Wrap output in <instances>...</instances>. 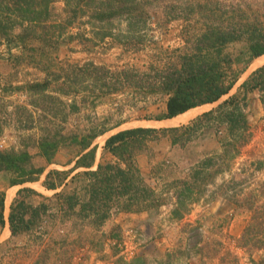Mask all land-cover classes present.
Masks as SVG:
<instances>
[{"label":"trees","instance_id":"obj_1","mask_svg":"<svg viewBox=\"0 0 264 264\" xmlns=\"http://www.w3.org/2000/svg\"><path fill=\"white\" fill-rule=\"evenodd\" d=\"M57 2L64 3V11L55 16L52 9ZM238 6L227 4V0H0V38L10 40L13 30L20 27L23 33L17 37L25 47L29 48V42H38L36 49L40 51L59 50L72 41L79 34H70V28L83 18L88 19L87 23L100 40L115 39L125 33L127 37L122 41L125 47L144 46L145 35L141 33L151 26L161 29L172 21L185 22L181 38L184 45L171 51L163 68L140 71L132 67L113 71L88 63L78 67L76 73L48 71V76L54 78L47 77L43 83L29 86L31 91L45 94L52 79L64 80V86L57 88L59 96L44 95L43 100L48 102L39 105L44 123L40 125L42 133L35 144L40 156L51 165L61 148L71 145L79 148L72 169L52 170L43 182V187L49 191L68 188L70 184L74 185L72 190H62L34 205L27 201V196L36 192L22 188L11 203L7 217L6 195L0 191V229L8 225L11 239L32 235L44 240L32 264H53L55 254L57 259L72 264L76 254L91 240L99 242L108 236H119L115 234L116 229L109 234L99 231L113 213L160 206V195L146 183L136 161L152 141L169 137L172 146L184 148L193 141L195 131L205 121L226 127L227 136L220 142L221 152L205 157L189 169L186 178L169 184L175 190L172 215L177 219L183 218L180 212L188 210L189 203H197L206 195L219 175L232 170L235 161L242 156V149L253 137L246 114L250 95L258 92L264 102V66L242 83L239 94L204 113L191 125L166 129L139 127L111 135L103 148L115 162L99 163L96 169H92L98 150L94 143L112 128L107 127L106 121L92 120L88 116L89 123L84 118L86 121L76 123L73 129L66 125L72 115L94 109L102 97L118 92L130 94L135 100L134 106L152 96H166V112L153 119L146 118L156 121L170 120L220 101L240 78L234 65L241 63L246 54L248 66L264 57L262 22L247 20ZM10 12L13 17H9ZM123 22L126 32L119 26ZM234 45H242L236 57L228 51ZM78 83L80 86H75ZM101 84V95L95 94L93 86ZM1 132L0 129V135ZM78 170L82 171L76 172ZM45 172L46 167H37L28 150L13 152L0 148V176L5 177L10 187L38 182ZM225 188L234 192L236 206L254 210L255 203L250 202L253 197L240 201L237 198L241 192L239 187L230 184L224 186L223 191ZM255 222L248 225L245 236L256 229L255 224L263 225V222ZM88 228L93 231L87 233ZM136 261L143 258L134 259L132 264Z\"/></svg>","mask_w":264,"mask_h":264},{"label":"rangeland","instance_id":"obj_2","mask_svg":"<svg viewBox=\"0 0 264 264\" xmlns=\"http://www.w3.org/2000/svg\"><path fill=\"white\" fill-rule=\"evenodd\" d=\"M230 3L239 5L247 20L260 21L264 26V0H227V4ZM63 11V2L53 5L55 16ZM13 16L10 12L9 17ZM87 22V18L77 21L70 28V34L79 35L59 50L51 52L36 49L38 42H29L27 49L17 37L23 33L20 27L13 30L10 40L0 38V148L13 152L28 150L37 167H46L40 181L22 186L10 187L5 177L0 176V191L5 193L6 200L10 192L14 195L11 203L22 188L34 190L36 194L27 196V201L39 205L55 193L69 191L74 187L70 184L68 188L49 191L43 187V182L52 170L72 169L79 148L75 145L61 148L54 163L48 165L35 144L42 133L40 125L44 123L39 105L48 102L43 100V96H59L57 88L64 86V80L52 79L45 94L31 91L30 85L43 83L47 77L54 78L48 76V71L76 73L78 67L88 63L113 71L132 67L140 71H147L151 67L163 68L171 51L184 45L181 38L184 36L185 22L181 20L166 23L161 29L158 26L149 27L141 33L145 35V45L129 47L122 45L123 39L127 37L125 33L115 39L100 40ZM119 26L121 31L126 32L124 22ZM241 47L234 45L228 51L236 57ZM28 53L33 59L27 56ZM247 58L246 54L241 63L234 65V70L240 72V78L228 95L212 105L198 107L191 112L190 117L178 124L165 123L168 120H146L166 112V96H152L134 106L132 102L135 100L130 94L118 92L102 97L94 109H84L80 114L72 115L66 126L73 129L76 123H83L86 119L89 123V117L92 120L97 118L100 122L106 121L107 127L112 130L96 139L97 159L99 163L115 162L111 155L104 152L107 138L120 131L139 127L166 129L191 125L204 113L239 94L242 83L256 69L264 66L261 58L255 59L248 66L245 62ZM75 86H80V83ZM93 87L94 93L101 95L102 84ZM248 103L246 114L253 134L251 141L242 149V156L235 161L232 170L219 175L199 202L189 203L188 210L180 212L183 218L177 219L172 215L175 190L169 184L186 178L189 169L205 157L221 152L220 142L227 136L225 126L205 121L195 131L193 141L184 148L172 146L169 137L150 142L148 149L136 161L146 183L160 195V206L113 213L99 231L109 234L116 229L115 234L119 236H108L99 242L91 240L76 254L72 264H132L138 257L143 258V261L134 264H264V102L261 95L255 92L250 95ZM79 171L82 170L76 172ZM230 184H235L241 190L237 197L240 201L253 197L250 200L252 204L255 203L253 211L236 206L233 191L226 188V192L223 191L224 186ZM10 205L6 208V217ZM256 219V222H263V225L255 224L256 229L245 236L248 225ZM8 229V225L0 229V264H32L44 240L32 235L11 239ZM85 231L91 233L93 230L88 228ZM62 261L56 258V254L52 258L53 264H68Z\"/></svg>","mask_w":264,"mask_h":264},{"label":"bare ground","instance_id":"obj_3","mask_svg":"<svg viewBox=\"0 0 264 264\" xmlns=\"http://www.w3.org/2000/svg\"><path fill=\"white\" fill-rule=\"evenodd\" d=\"M261 62H263V64H264V57H262L261 58V60H260ZM200 108V107H199ZM197 108H195V109H192V110H190V111H188V112H186V113H184V114H181V115H179V116H177L176 118H173V119H170V120H168V121H166L165 123H167V124H178V123H180V122H182L183 120H185V119H187L188 117H190L189 115L191 114V112L193 111V110H196ZM13 193L12 192H10L9 194H8V197H7V204H8V206L10 205V203H11V201H12V199H13ZM8 231V233H9V229L7 230Z\"/></svg>","mask_w":264,"mask_h":264},{"label":"crops","instance_id":"obj_4","mask_svg":"<svg viewBox=\"0 0 264 264\" xmlns=\"http://www.w3.org/2000/svg\"><path fill=\"white\" fill-rule=\"evenodd\" d=\"M95 145V144H94ZM98 151V150H97ZM106 155H109L110 156V154H106ZM112 156V155H111ZM113 157V156H112ZM114 158V157H113ZM114 160H115V158H114ZM98 164H99V162H98V159H97V156H96V162H95V165H94V167L92 168V169H96L97 168V166H98ZM7 206H8V204H7V200H6V208H7Z\"/></svg>","mask_w":264,"mask_h":264}]
</instances>
